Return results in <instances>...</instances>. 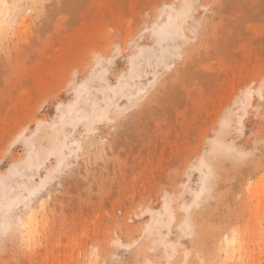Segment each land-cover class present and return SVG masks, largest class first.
<instances>
[{
  "label": "rangeland",
  "instance_id": "1",
  "mask_svg": "<svg viewBox=\"0 0 264 264\" xmlns=\"http://www.w3.org/2000/svg\"><path fill=\"white\" fill-rule=\"evenodd\" d=\"M58 1L8 0L39 8H22L11 34L0 43V157L5 142L21 127L36 120H55L57 103L72 102L67 81L73 72L81 77L89 73L93 52L107 57L112 45L118 44L121 51L110 78L124 72L129 54L124 41L140 30L145 14L153 10L147 0H70L66 8L58 7ZM203 2L212 5L210 15L214 0ZM247 12L238 35L212 45L213 53L202 57L194 76L175 90L166 114L148 116V101L170 93L169 77L184 61L138 109L113 127H101L100 139L105 143L90 158L75 162L76 167L54 189L40 229L42 245L28 251L19 239L10 241L7 251L0 250V264H81L89 249L106 239L110 222L149 199L155 203L175 170L202 151L205 136L240 86L264 74V18L257 19L254 9ZM140 43L151 45L152 39L145 37ZM262 133L264 124L254 112L245 124L244 143L261 138ZM20 156L17 152L16 159ZM245 175L222 168L220 185L226 197L239 189ZM191 182L195 185L196 179ZM254 194L259 200V185ZM234 208L235 202L225 198L218 210L213 207L217 216L212 222L218 223ZM247 247L250 264H262L264 244L250 237Z\"/></svg>",
  "mask_w": 264,
  "mask_h": 264
},
{
  "label": "snow or ice",
  "instance_id": "2",
  "mask_svg": "<svg viewBox=\"0 0 264 264\" xmlns=\"http://www.w3.org/2000/svg\"><path fill=\"white\" fill-rule=\"evenodd\" d=\"M24 7L32 11L39 5L0 0V43ZM211 8L203 0H162L128 38L124 72L110 78L121 51L118 44L107 57L93 52L89 73L70 75L66 90L74 99L57 103V118L25 125L5 142L0 157V250L7 251L17 239L28 251L42 245L40 226L54 189L75 162L90 158L105 143L101 127H113L138 109L184 60L186 49L201 42ZM145 37H151V46L141 45ZM254 112L264 124V74L240 86L205 136L202 151L175 170L155 203L149 199L110 222L106 239L89 249L85 264H250L249 238L264 244V133L244 143L245 124ZM224 166L236 175L246 173L239 189L227 197L220 185ZM225 198L235 208L214 223L217 212L212 209L218 210Z\"/></svg>",
  "mask_w": 264,
  "mask_h": 264
},
{
  "label": "bare ground",
  "instance_id": "3",
  "mask_svg": "<svg viewBox=\"0 0 264 264\" xmlns=\"http://www.w3.org/2000/svg\"><path fill=\"white\" fill-rule=\"evenodd\" d=\"M69 1L70 0H59L57 6L61 7L64 5V8H66L68 7ZM161 2L162 0L146 1L147 4L153 5V10L155 5ZM211 3L215 4L216 7L211 10L209 15L210 24L208 31L203 34L200 43L189 46L186 49L183 67L177 68L169 77L167 92L170 93H163L160 96L148 101V105L150 106L148 116L150 114L153 115L154 112H163L164 114L167 113L168 104L172 101L171 98L176 96L174 93L175 90L177 91L180 89L179 85H183L185 82L189 81L191 79L189 76H194V72L197 68L196 64L201 63L204 58L213 53L214 47L212 45L215 46L219 42H228L238 35L239 29L243 26L242 19L248 16V10H256L258 12L257 19L259 17L264 18V0H214V2ZM207 4L209 3L207 2ZM238 8H242L241 11H238ZM127 41L128 39L126 38L124 41L125 45ZM141 45L145 47L151 46L145 43ZM202 57L204 58L202 59ZM190 72L193 73V75ZM100 99H104L103 95L100 96ZM43 226H45V216L42 217L40 229L42 228L43 230ZM81 264H85V258L82 260Z\"/></svg>",
  "mask_w": 264,
  "mask_h": 264
}]
</instances>
